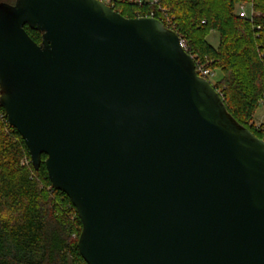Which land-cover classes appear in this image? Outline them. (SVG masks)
I'll list each match as a JSON object with an SVG mask.
<instances>
[{
	"label": "water",
	"instance_id": "1",
	"mask_svg": "<svg viewBox=\"0 0 264 264\" xmlns=\"http://www.w3.org/2000/svg\"><path fill=\"white\" fill-rule=\"evenodd\" d=\"M0 105L88 264H264V139L159 18L0 0Z\"/></svg>",
	"mask_w": 264,
	"mask_h": 264
},
{
	"label": "trees",
	"instance_id": "2",
	"mask_svg": "<svg viewBox=\"0 0 264 264\" xmlns=\"http://www.w3.org/2000/svg\"><path fill=\"white\" fill-rule=\"evenodd\" d=\"M244 2L253 4L250 17L239 15ZM111 6L126 17L154 13L175 28L197 61L221 71L214 86L229 112L264 138V123L253 121L264 101V0H112ZM25 28L41 43L42 32ZM214 31L217 47L207 39ZM81 230L71 199L52 186L44 162L34 168L26 142L0 105V264H88L77 246Z\"/></svg>",
	"mask_w": 264,
	"mask_h": 264
},
{
	"label": "rangeland",
	"instance_id": "3",
	"mask_svg": "<svg viewBox=\"0 0 264 264\" xmlns=\"http://www.w3.org/2000/svg\"><path fill=\"white\" fill-rule=\"evenodd\" d=\"M4 2L7 3H12L15 0H2ZM136 1H146V2H152L153 0H136ZM244 6L251 12L252 11V7L253 4L252 2H244ZM208 41L210 44H212L214 47H217L219 45V40H220V35L218 32L214 31L211 32L208 36ZM222 76L221 71L216 70L214 71V75L212 77H210V81L212 84H215L217 82V80H219ZM254 123H256L257 125H260L261 123H264V101H262L260 103V105L258 106L255 115H254Z\"/></svg>",
	"mask_w": 264,
	"mask_h": 264
},
{
	"label": "built area",
	"instance_id": "4",
	"mask_svg": "<svg viewBox=\"0 0 264 264\" xmlns=\"http://www.w3.org/2000/svg\"><path fill=\"white\" fill-rule=\"evenodd\" d=\"M103 2H105L106 4L110 5L112 4V0H101ZM127 1H132V0H127ZM153 2H157V0H153ZM112 7V6H111ZM159 9H161L159 7ZM239 15L241 17H250L252 15V11L250 12L244 5H241L240 8H239ZM146 16H150V17H156L154 15V13L150 14V15H146ZM161 20V19H160ZM162 21V20H161ZM168 21L170 24H172L170 18H168ZM174 26V25H173ZM175 27V26H174ZM170 28V27H168ZM170 29H173L176 33L177 31L175 30V28H170ZM180 43H181V46L185 49H186V44H185V41L183 39L180 38ZM195 58V56H194ZM195 64H196V71L197 73L200 75V76H203L205 77L206 79H208L210 81V77H212L214 75V71L211 70L210 68H208L204 63L200 62L199 60L197 61L196 58H195ZM211 82V81H210ZM214 85V84H213ZM222 96V94H221ZM256 124V123H255ZM257 125V124H256ZM264 139V138H263Z\"/></svg>",
	"mask_w": 264,
	"mask_h": 264
}]
</instances>
